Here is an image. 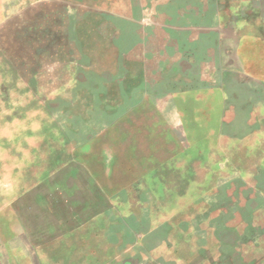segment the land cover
<instances>
[{"label":"rangeland","instance_id":"1","mask_svg":"<svg viewBox=\"0 0 264 264\" xmlns=\"http://www.w3.org/2000/svg\"><path fill=\"white\" fill-rule=\"evenodd\" d=\"M245 2L0 0V264H264Z\"/></svg>","mask_w":264,"mask_h":264},{"label":"crops","instance_id":"2","mask_svg":"<svg viewBox=\"0 0 264 264\" xmlns=\"http://www.w3.org/2000/svg\"><path fill=\"white\" fill-rule=\"evenodd\" d=\"M239 9L241 12H244L243 16L245 18H249L250 20L245 21L244 26H243L244 29L240 30V32L244 34L245 36H242L239 40L238 53H239L240 46L244 42H247L248 44H253L258 47H263L264 46V0H248V2L244 3L243 9L241 10V7ZM238 56H239L241 65H243L242 57L240 56V54H238ZM259 58L263 60L264 62V53H260ZM263 70H264V65H263ZM246 74L249 77H252V78H255V79H258L264 82V74L260 76H257V75H254L248 72H246ZM16 220L19 222V219H16ZM74 222L76 221L74 220ZM84 224L79 225L78 223H74V226H75L74 231L81 233L83 228L86 225ZM36 225H39L37 227V231H35L36 234H34L33 232L31 233L32 236L35 235L36 243H34V245L31 246L32 247L31 250L35 251V253L37 254L38 257L36 256V258L42 259L41 260L42 262L37 260L38 264H48V262L45 261L46 257L42 256V254H44L45 249L47 251L46 247L48 246H51L52 250L56 249L53 247L54 243L61 241L60 239L61 236L60 234L57 233V231L59 232V229H56L52 225L45 223L43 221L37 222ZM22 230L23 232H25L24 229ZM57 235L60 237H58Z\"/></svg>","mask_w":264,"mask_h":264}]
</instances>
